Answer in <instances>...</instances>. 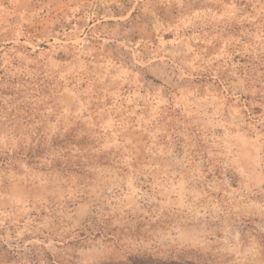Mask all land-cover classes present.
Listing matches in <instances>:
<instances>
[{"label":"rangeland","instance_id":"obj_1","mask_svg":"<svg viewBox=\"0 0 264 264\" xmlns=\"http://www.w3.org/2000/svg\"><path fill=\"white\" fill-rule=\"evenodd\" d=\"M264 264V0H0V264Z\"/></svg>","mask_w":264,"mask_h":264},{"label":"trees","instance_id":"obj_2","mask_svg":"<svg viewBox=\"0 0 264 264\" xmlns=\"http://www.w3.org/2000/svg\"><path fill=\"white\" fill-rule=\"evenodd\" d=\"M125 264H157L151 260H145L144 258H131ZM184 264H190L185 262Z\"/></svg>","mask_w":264,"mask_h":264}]
</instances>
